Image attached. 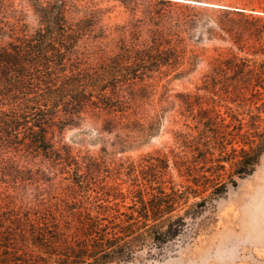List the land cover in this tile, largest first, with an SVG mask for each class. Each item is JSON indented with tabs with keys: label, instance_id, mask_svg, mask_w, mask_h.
Listing matches in <instances>:
<instances>
[{
	"label": "rangeland",
	"instance_id": "374dc122",
	"mask_svg": "<svg viewBox=\"0 0 264 264\" xmlns=\"http://www.w3.org/2000/svg\"><path fill=\"white\" fill-rule=\"evenodd\" d=\"M52 1L66 3L69 21L93 16L94 30L79 45L97 43L103 48L98 54L104 56L117 52L123 34L129 40L149 39L157 28L178 34L171 43L177 49L176 60L172 57L153 66L143 82L134 86L139 92L141 87L145 90L119 125L103 130L105 116L86 113L76 125L55 127L52 138L53 147L70 156L103 158L114 169L113 179H105L107 185H117L124 193L137 188L136 184L146 187V179L159 170L164 186L191 185L193 193L175 211L182 215L188 209L183 230L164 244L142 241L133 256L119 264H264V149L255 165L241 173L234 171V159H230L232 148L237 153L249 148L234 128L235 117L244 124L241 131L251 133L252 146L258 138L248 127L250 115L262 119L258 130L264 131V89H247L241 66L245 60L251 65L264 63V0H0V17L33 32L39 27L38 4ZM184 101H191L193 109L187 110ZM199 109L217 116L220 135L224 134L212 144V156L224 158L220 161L224 169L207 189L188 181L177 163L197 155L183 145V139L196 140L202 130L212 135L214 125L203 124L207 119H200ZM27 158L21 157L18 166L31 169L39 181L14 183L9 176L0 177V197H5L0 199V213L34 206L38 184L43 189L49 182L68 183L61 166H54L49 158L35 153ZM165 162L167 167H161ZM105 174L101 172L100 177ZM90 193L95 196L94 191ZM120 204L129 205L130 199ZM125 206L120 205V210Z\"/></svg>",
	"mask_w": 264,
	"mask_h": 264
},
{
	"label": "trees",
	"instance_id": "16d2710c",
	"mask_svg": "<svg viewBox=\"0 0 264 264\" xmlns=\"http://www.w3.org/2000/svg\"><path fill=\"white\" fill-rule=\"evenodd\" d=\"M38 5L39 27L33 32L0 17V177L9 176L14 183L27 179L37 183L32 170L19 167L17 162L21 157L28 161L27 157L35 153L49 158L54 166L60 165L68 183L54 186L49 182L43 189L38 184L34 206L23 212L0 213V264L126 262L142 241L164 244L183 230L188 209L182 215L175 211L193 193L191 185L183 189L164 186L159 170L152 179H146V187L136 184L137 188L124 193L117 185H107L105 179H113L114 169L105 165L103 158L70 156L55 149L52 138L55 127L62 130L76 125L86 113L105 116L103 130L119 125L122 118L131 115L129 110L145 90L141 87L139 92L134 86L143 82L153 66L172 57L176 60L177 49L171 43L178 34L163 28L152 30L146 40H129L123 34L117 52L104 56L98 54L103 48L97 43L79 45L94 30L92 15L69 21L66 14L70 8L63 1ZM248 62L241 65L247 89H264V63ZM184 104L187 110L193 109L191 101ZM199 114L200 119H207L204 125H214L212 135L202 130L196 140L183 139V145L197 155L177 163L188 181L207 189L224 169L220 164L224 158L212 156L213 140L218 142L224 134L220 135L223 132L216 123L217 116H209L207 109H199ZM250 118L248 127L258 138L255 146L249 138L251 133L241 131V119L234 118L237 134L249 145L238 153L232 148L234 156L230 159H234L232 166L237 173L254 166L264 149V131L258 130L261 118ZM220 143L223 145V139ZM223 149L220 147L221 152ZM161 167L166 168L167 163ZM103 171L106 174L100 177ZM126 198L130 204H120ZM120 205L125 210H120Z\"/></svg>",
	"mask_w": 264,
	"mask_h": 264
},
{
	"label": "bare ground",
	"instance_id": "6f19581e",
	"mask_svg": "<svg viewBox=\"0 0 264 264\" xmlns=\"http://www.w3.org/2000/svg\"><path fill=\"white\" fill-rule=\"evenodd\" d=\"M182 1H185V0H182ZM190 2H194V1H190ZM203 4L212 5V4H208V3H203Z\"/></svg>",
	"mask_w": 264,
	"mask_h": 264
}]
</instances>
